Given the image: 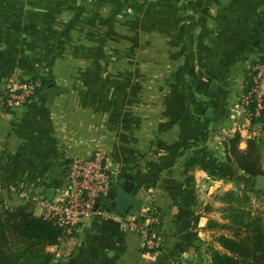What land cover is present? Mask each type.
Masks as SVG:
<instances>
[{"label":"crops","instance_id":"crops-1","mask_svg":"<svg viewBox=\"0 0 264 264\" xmlns=\"http://www.w3.org/2000/svg\"><path fill=\"white\" fill-rule=\"evenodd\" d=\"M2 46L0 213L58 199L69 161L97 148L115 178H136L140 212L155 207L163 217L159 254L117 222H90L46 248L50 264H187L192 253L208 264L215 233L224 234L212 225L227 222L213 202L219 191L246 185L263 195L224 144L239 133L241 150L254 139L264 152V124L257 134L237 97L245 72L264 59V0H0ZM18 73L66 92L49 104L48 84L8 108L4 87ZM54 167L64 170L54 176Z\"/></svg>","mask_w":264,"mask_h":264},{"label":"built area","instance_id":"built-area-1","mask_svg":"<svg viewBox=\"0 0 264 264\" xmlns=\"http://www.w3.org/2000/svg\"><path fill=\"white\" fill-rule=\"evenodd\" d=\"M250 86L247 94L239 99V107L244 112L248 125L251 119H257L264 107V59L256 58L249 71ZM38 80H25L18 88L12 90L8 104L21 107L27 104L37 88ZM253 108L250 109V106ZM251 120V121H250ZM255 132L261 134L263 125L256 123ZM107 154L101 149H94L87 156L74 157L66 165L64 182L67 184L65 196L58 199H42L33 197L35 215L51 222L61 231L59 244L83 233L86 221H111L119 223L123 231L137 233L142 239L143 248L154 254L165 247L166 239L162 233L163 217L155 207L136 218H123L114 204L105 205L104 199L111 187L115 174L108 169ZM200 257L192 253L191 263L198 264ZM55 262V259L53 260Z\"/></svg>","mask_w":264,"mask_h":264},{"label":"trees","instance_id":"trees-1","mask_svg":"<svg viewBox=\"0 0 264 264\" xmlns=\"http://www.w3.org/2000/svg\"><path fill=\"white\" fill-rule=\"evenodd\" d=\"M41 82L37 94L49 84L46 80ZM256 123L264 124V107L260 116L252 119L251 127ZM241 139L237 133L225 142L228 161L248 176H264L259 143L248 139L246 148L241 150ZM126 176L128 174H123L121 178ZM239 223L237 231L219 235L217 242L224 251L210 252V264H264V215L243 217ZM60 236L61 231L56 226L35 215L31 203L4 210L0 213V264H50L52 256L46 248L59 245Z\"/></svg>","mask_w":264,"mask_h":264},{"label":"rangeland","instance_id":"rangeland-1","mask_svg":"<svg viewBox=\"0 0 264 264\" xmlns=\"http://www.w3.org/2000/svg\"><path fill=\"white\" fill-rule=\"evenodd\" d=\"M9 22H12V21H9ZM6 23H8V22L6 21L5 24ZM14 23H16V21H14ZM53 24H56V26ZM62 24H63V21H61V20L52 22V25H53L52 27L55 28V32H52V33H56L53 37H51L52 39L60 40V36H61L62 31H63V28H60V27H62ZM28 26L31 29L32 28L31 26H34V25L29 24ZM43 32L46 33V30H43L42 28L38 30L39 34H42ZM48 36L49 35H45V36H43V38L41 37V39L47 40L48 42L53 41L52 39H49ZM62 42H63V40H62ZM249 71H250V69H249ZM249 71L245 72V75H244L245 78L241 81L242 82L241 83L242 84L241 92L237 93V97H239V99L241 98V96L243 94L245 95L249 91V86H250ZM21 76H22L21 73L15 74L10 78L9 82L5 84L4 101H5V104L8 106V108L14 107V108H20L21 109L24 106H26L29 102V101H27V104L24 106H21V107L10 106L8 104V100L10 99V95L12 93V90L17 89L19 83L22 81H25V80H23V78ZM31 80H35V79H31ZM36 80H38L40 82V87H41L42 86L41 78L38 77ZM37 90H38V88L36 89L34 96L37 95ZM250 109H252L251 106H250ZM262 153H263L262 156L264 157V152H262ZM263 166H264V161H263ZM262 177L264 178V176H262ZM253 178L254 177H252V179ZM250 182L252 183V180H250ZM245 186L246 185L240 187V186L235 185L234 188L236 190L231 189V188H228L227 190L222 189V191H226V192H224V194H222L223 193L222 191H219L220 193L217 194V197L214 198L213 202L221 203L224 205V207L221 208V209H224L223 216H221V217L223 219H225L227 222L224 224L223 223L214 224V225H212V229L221 230V231H223L224 234L229 235V233H233V232L237 231V229H240L239 225H241V223H239V220L241 218L244 217L245 219H247V218L249 219V216L250 217H259L261 215H264V190L261 191L263 195L258 196V195L252 194V192L247 190V188H243ZM13 188H15V187H13ZM66 189H67V184L65 182L58 184L56 186L57 197L63 198L65 196ZM14 196H17V195H14ZM217 209H219V208H217ZM142 213L143 212L137 211L135 209H130L128 211V213L125 216H123V218L139 219V217L141 215H143ZM90 222H97L98 223L100 221L88 220L85 223H90ZM244 232H245V230L242 229L243 235H244ZM217 233L218 232L215 233L214 238L212 239V242H211L212 245L209 247V255H210V252H212L213 250L224 251L223 249L218 250V249L214 248L213 243L219 245L217 242L218 241L217 238L219 237V234H217ZM186 262H187V264H192L188 261V259L186 260ZM208 264H210V263H208Z\"/></svg>","mask_w":264,"mask_h":264},{"label":"water","instance_id":"water-1","mask_svg":"<svg viewBox=\"0 0 264 264\" xmlns=\"http://www.w3.org/2000/svg\"><path fill=\"white\" fill-rule=\"evenodd\" d=\"M4 49V47H0V52ZM66 90L55 88L54 84H49L48 88L43 90L41 94L47 98L49 104H51L57 94L65 93ZM212 108H209L207 111L208 118H211ZM64 168L54 167L51 169L54 176H59L61 172H63ZM137 180L134 176H126L124 178H116L114 179L111 187L107 191L106 197L104 199L105 205L112 204L114 200V206L116 212L125 216L130 209H135L140 211L141 204L133 197V190ZM256 191H262L264 189V178L262 176H257L255 178V186ZM47 197H53L54 191L53 189H48Z\"/></svg>","mask_w":264,"mask_h":264}]
</instances>
